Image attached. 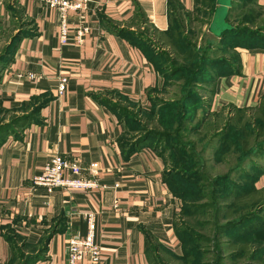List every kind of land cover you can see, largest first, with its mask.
<instances>
[{"label":"crops","instance_id":"crops-1","mask_svg":"<svg viewBox=\"0 0 264 264\" xmlns=\"http://www.w3.org/2000/svg\"><path fill=\"white\" fill-rule=\"evenodd\" d=\"M225 1L208 7L206 0H86L81 13L69 14L72 24L87 27L81 42L70 32L62 43L59 13L43 0H0V40L5 30L22 32L0 68V106L18 114L39 105L36 121L0 145V262L10 257L4 237L10 233L46 244L45 257L34 264H66L67 240L86 232L90 210L97 215L98 264H151L153 244L181 254L174 225L182 201L155 148L129 151L117 108L124 101L149 106L162 85L149 39L169 35L175 11L209 14L214 25ZM253 2L264 11V0ZM239 55L235 71L212 73V114L255 107L264 94V45ZM61 77L67 78L63 94L57 91ZM53 157L98 163V186L50 193L35 186L32 177ZM262 164L258 189L264 188ZM256 234L264 239V226Z\"/></svg>","mask_w":264,"mask_h":264},{"label":"rangeland","instance_id":"rangeland-1","mask_svg":"<svg viewBox=\"0 0 264 264\" xmlns=\"http://www.w3.org/2000/svg\"><path fill=\"white\" fill-rule=\"evenodd\" d=\"M231 5H233L232 14L226 19L229 23L225 21L227 27L231 28L227 35L221 33L225 26L216 27L215 32L209 29L212 20L209 14L206 16L203 14L202 18L198 15L196 17V14L180 15L183 25H189L185 38L195 46V49L190 48L188 52L175 53L174 50L170 52L168 48L166 51V46L159 39L155 41L149 39L155 51L164 54L169 51L168 57L160 59L165 60L161 61L162 65L160 64L161 74H163L162 85L151 96L149 106L128 101L120 103L128 115L123 118L125 123L133 127L129 129L125 139H132L139 129L140 132L150 131L149 144L153 148L155 146V150L162 157L164 169L171 172L183 169L192 178L190 185L193 192L190 199H193V204L197 203L203 207L193 215L187 212L180 213L175 222L176 228H182L185 223L190 233H185L183 236L186 238V244L188 243L189 247L193 246L192 249L196 254L192 264H264V242L259 240L258 234L247 236L245 240L248 243H237L239 234L240 237L243 235L242 227L246 223H240L234 229L225 232L217 231L219 224L233 219L230 217L232 211L228 203L235 198L236 194H244L243 188L251 186L254 182L253 177L255 178L258 171L262 169V160H252V158L257 156V149L264 144V136L256 134L251 138V142L242 143L241 136L237 133L239 128L235 127L230 131L227 142L223 144V139H219V136H217L218 139L212 138L216 134L213 125L219 126L220 118L215 121L208 120L207 124L200 123L201 115L204 114L202 110L205 108L199 107V110L194 111L199 105H208L210 101L211 77L212 73L216 72V66L235 64L240 59V49H246L255 43L264 44L263 8L258 7L253 0H230L227 10ZM205 17L207 20L204 19ZM16 22L19 23V21ZM15 35L16 32L13 29L2 33L0 52L13 42ZM193 60L197 64L202 61V72L192 68L195 66ZM175 66L185 69L187 75L181 72L174 74ZM231 112L235 113L234 110L228 109L225 114L229 116ZM16 114L15 111L0 106V121L6 122ZM252 114L254 110L249 112V115ZM247 144L250 145L249 151H247ZM256 161L261 167L259 170H255L250 165L251 162ZM173 178L175 177H171L170 184L173 183ZM182 183L179 180L176 184L181 186ZM200 184L202 188L194 191L195 186ZM196 192H198L197 195ZM259 195L258 193L243 195L239 203H246L248 206L262 198L264 193L262 196ZM218 204L221 212L216 214ZM261 208L264 209V204ZM261 215H264V212ZM230 240H234L237 244L232 247L227 246V241ZM153 250L155 255L151 252ZM20 251L24 254L27 246H20ZM150 252L151 264H185L176 257V254L156 244L150 246Z\"/></svg>","mask_w":264,"mask_h":264},{"label":"trees","instance_id":"trees-1","mask_svg":"<svg viewBox=\"0 0 264 264\" xmlns=\"http://www.w3.org/2000/svg\"><path fill=\"white\" fill-rule=\"evenodd\" d=\"M206 2L208 3V7H211V2L212 0H206ZM232 10H233V5H231V7H229V9L226 11L227 14H225V18H224V24L218 27H226L225 29L222 30V35H227L228 34V30L231 29L230 26L227 27V23H229L226 19L230 16V14H232ZM174 15H171L170 18V24H169V35H166L164 37L159 38L160 42L164 45V46H168L169 50L171 52V50H174L175 53L178 52H188V49H195V46L192 44V42H190L187 38H185L187 31L189 30V25L184 26L183 22L181 20L180 15H192L191 13L189 14H185L179 11H175L173 13ZM227 23H226V22ZM212 22H210V30L215 32L214 30H212ZM202 23V22H201ZM188 28V29H187ZM242 31V30H240ZM244 32V31H242ZM22 34L21 31H18L16 33V35L14 36V40L13 42H11V44H8L7 47H5L3 49V51L0 52V68L4 66V64L7 62V60L11 57L12 52L15 48V45L17 43L18 37ZM217 34V33H215ZM220 35V34H218ZM264 45V44H262ZM252 46V45H251ZM250 46V47H251ZM155 49V47L153 48ZM168 57L169 56V51L167 52V54H164L163 52H157V59L159 62V65L163 64L161 63V61H165L160 60L161 57ZM196 58V57H195ZM165 59V58H164ZM168 63L170 62V60L168 59L167 61ZM193 62L195 63V61L193 60ZM193 62L191 64H193ZM200 63V62H199ZM195 63V66L192 68L199 69L201 71V68L203 66V63L201 61L200 64ZM236 64H224L225 66H216V72H232L235 71L236 68ZM190 66V64H189ZM176 67V66H175ZM173 68L175 69L176 72H181L184 75H187L185 72H187L185 69H181V68ZM169 69V68H167ZM191 69V68H190ZM160 70H161V66H160ZM192 70V71H195ZM199 72V71H198ZM202 72V71H201ZM163 75V74H162ZM209 104V103H208ZM39 105L33 107L32 110L27 111L24 110L22 113L20 114H16L15 116H12V118H10L8 121L6 122H2L0 121V145L3 144L6 139L9 136H13V137H19V135L21 134V132L23 131V129L36 121V109ZM205 108L204 114L201 115V119H200V123L201 122H206V124L208 123V120H217L218 118H220V122H219V126L217 125H213L214 128L216 129V134H214V136H212V138H217V136H219V139H223L222 142L223 144L227 142V140L229 139V134L230 131L233 130V128L237 127L239 128V130H237L239 133V135L241 136L242 139V143H249L251 142V138L255 137L256 134L258 136H264V94L261 96V98L259 99L257 105L255 107H251V108H232V110L235 111L231 112L229 114V116H227L224 111H220V112H216V113H211L208 110V105H199L198 107H196L194 109V111L199 110L200 108ZM118 112L119 115H121L122 118L127 117V112L124 111V109L118 107ZM251 110H254V114L249 115V112ZM234 113V115H233ZM226 115V116H224ZM233 115V116H232ZM224 123V124H223ZM133 127H129L127 126V132L126 135L129 132V129H131ZM139 129V128H138ZM228 132V133H227ZM151 132L150 131H146V130H142L140 132V129L136 131L135 136L126 141L129 151H132L133 149L139 147V146H144L146 144H149V136H150ZM243 135H245L243 137ZM223 137V138H222ZM219 141V140H218ZM152 145H154L153 143H151ZM155 148V146H154ZM250 150V145L247 144V151ZM257 156L253 157L252 160H262L264 162V144L261 146H259V148L256 151ZM243 161V160H242ZM251 162L252 164H250L255 170H259V168H261L258 164V162ZM189 171V170H188ZM262 171V170H260ZM258 171V173L260 172ZM168 175V181H169V186L171 187V191L178 196L181 201V210L180 213H186L189 215H193L196 212H199L200 209H202V205L200 204H193L194 202L192 201L193 199H190L192 196V192L193 189H191V185L192 184L191 180L192 178H190L188 176V173L185 172L183 169H178V172H171L167 171L166 172ZM190 173V172H189ZM257 173V174H258ZM187 174V175H186ZM256 174V176H257ZM180 175L181 177L177 176ZM171 177H175L173 178V183L170 184V179ZM254 177H253V181H254ZM179 180L182 183L181 186L177 185L176 183L179 182ZM208 183L205 180V185H207ZM254 182L251 184V186H244L245 188H243V193L244 194H236L235 198L232 199L231 202L228 203L229 209L232 211L231 214L233 217L232 221L229 220V222H224L223 224H219V226H217V231L220 232H225L227 230H231L234 229V227L240 223H246L245 226L242 227L243 231V235L242 237H240L239 234V242L237 243H248L245 239L247 236L249 235H255L257 236V230L261 227L264 226V215H261L262 212H264V209H262V205L264 204V196L262 198H259V200H257L256 202L250 204L247 206L246 203H239L241 196L243 195H248L250 193H258L262 196V194L264 193V188H260V189H256V187L253 185ZM192 187H194V185H192ZM199 188H202V184L200 185H196L194 191L199 190ZM191 191V192H190ZM190 192L189 194H187L186 196L184 194ZM262 192V193H261ZM198 192H196L197 195ZM259 195V196H260ZM182 196L184 198H182ZM185 197H187V199H185ZM249 201V200H248ZM248 203V202H247ZM258 206V207H257ZM204 207H206L204 205ZM219 204L217 205L216 209V214L217 212H221L219 209ZM199 209V210H198ZM186 214V215H187ZM238 216V217H237ZM236 219V220H235ZM185 223H183V227L182 228H176V224L174 225V231L175 234L177 236V238L179 239L180 243H181V254L180 255H176V257L178 259H180L183 263L185 264H192L193 263V259L195 258V252L193 246H188V243L186 244V238L183 236V234L185 233H189L188 229H186L185 227ZM5 239L7 241V243L10 246V257L8 260L4 261V262H0V264H16L17 262H20V264H34L36 261L42 259L45 257L44 253H45V249H46V244L42 245V244H32L27 242L24 238H22L19 235H15V234H6ZM259 240H262V242H264V239L259 237ZM228 243L226 244L229 247H232L233 245H236L237 243L234 242V240H230L227 241ZM24 245V246H22ZM20 246L21 247H26L27 246V251L22 254L20 251ZM234 251V250H232Z\"/></svg>","mask_w":264,"mask_h":264},{"label":"built area","instance_id":"built-area-1","mask_svg":"<svg viewBox=\"0 0 264 264\" xmlns=\"http://www.w3.org/2000/svg\"><path fill=\"white\" fill-rule=\"evenodd\" d=\"M50 9L59 13V38L62 43L68 40V34L72 32L74 39L81 42L82 36L87 31L84 24H72L69 21L70 12L81 13L86 0H43ZM32 76V75H31ZM67 78L61 77L58 82L57 91L63 94ZM98 163L82 165L76 160H67L53 157L47 162L41 173L32 177L35 186H41L48 193L55 189H80L90 191L98 186L96 176ZM86 221V232L83 235H71L66 245V264H78L86 261L88 264L100 262V247L96 240L97 215L90 210L84 215Z\"/></svg>","mask_w":264,"mask_h":264},{"label":"water","instance_id":"water-1","mask_svg":"<svg viewBox=\"0 0 264 264\" xmlns=\"http://www.w3.org/2000/svg\"><path fill=\"white\" fill-rule=\"evenodd\" d=\"M227 5H229L228 0H226L223 3H220V9L218 12H216L215 15V24L212 25V30H215V27L221 26L224 24V18L227 11Z\"/></svg>","mask_w":264,"mask_h":264}]
</instances>
